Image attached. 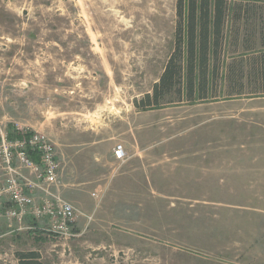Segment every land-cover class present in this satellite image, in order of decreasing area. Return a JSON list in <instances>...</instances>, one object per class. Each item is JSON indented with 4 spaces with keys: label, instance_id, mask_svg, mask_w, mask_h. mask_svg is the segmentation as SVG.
Listing matches in <instances>:
<instances>
[{
    "label": "rangeland",
    "instance_id": "rangeland-1",
    "mask_svg": "<svg viewBox=\"0 0 264 264\" xmlns=\"http://www.w3.org/2000/svg\"><path fill=\"white\" fill-rule=\"evenodd\" d=\"M228 1L203 97L156 105L176 0H0V122L51 140L77 209L67 239L0 216V264H264V0Z\"/></svg>",
    "mask_w": 264,
    "mask_h": 264
},
{
    "label": "built area",
    "instance_id": "built-area-1",
    "mask_svg": "<svg viewBox=\"0 0 264 264\" xmlns=\"http://www.w3.org/2000/svg\"><path fill=\"white\" fill-rule=\"evenodd\" d=\"M113 155L123 160L124 148L116 146ZM60 169L54 144L46 135L16 130L10 135L0 122V216L9 222L30 216L46 221L43 229L58 238L74 236L77 209L60 192Z\"/></svg>",
    "mask_w": 264,
    "mask_h": 264
},
{
    "label": "trees",
    "instance_id": "trees-1",
    "mask_svg": "<svg viewBox=\"0 0 264 264\" xmlns=\"http://www.w3.org/2000/svg\"><path fill=\"white\" fill-rule=\"evenodd\" d=\"M234 5L228 0H176L174 50L158 82L154 83L152 93L145 94L143 101L147 104L153 101L157 105L159 97L172 91L176 82L183 80V77L184 93L192 97L196 92L198 97H203L202 93L207 90L208 85L209 55H212L214 62L218 54L215 48L221 42L227 17H240V12ZM229 74H232L231 70ZM177 91L180 93V88ZM17 255L20 264H36L35 252Z\"/></svg>",
    "mask_w": 264,
    "mask_h": 264
},
{
    "label": "crops",
    "instance_id": "crops-1",
    "mask_svg": "<svg viewBox=\"0 0 264 264\" xmlns=\"http://www.w3.org/2000/svg\"><path fill=\"white\" fill-rule=\"evenodd\" d=\"M3 223V221L0 219V223ZM38 222H45L46 223V221H38ZM40 229V228H39ZM41 230H44L43 228L41 229Z\"/></svg>",
    "mask_w": 264,
    "mask_h": 264
}]
</instances>
